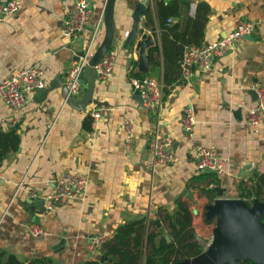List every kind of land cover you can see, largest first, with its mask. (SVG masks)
<instances>
[{
    "label": "crops",
    "instance_id": "crops-1",
    "mask_svg": "<svg viewBox=\"0 0 264 264\" xmlns=\"http://www.w3.org/2000/svg\"><path fill=\"white\" fill-rule=\"evenodd\" d=\"M18 1L21 10L15 16L0 17V82L22 68L38 67L46 72L47 84L44 94H28L14 126L12 109L0 102V264L10 256L23 264L102 263L104 251L93 258L90 237L111 241L118 228L141 219L149 232L160 234L159 220L170 234L168 216L179 201L190 208L195 235L214 236L216 219L209 223L206 216L207 207L219 199L213 187L220 184L227 198L242 199L241 188L251 187L253 177L264 173V117L257 128L246 123L247 112L258 104L252 91L264 82V0H116L113 76L97 78L93 102L85 110L70 106L61 86L100 20L96 47L102 43L106 0H91L90 25L77 42L62 33L76 0ZM144 2L152 18L149 22L144 13L139 24L148 25L146 33L154 40L145 74L139 71L138 53L126 48L134 11ZM243 23L256 25L252 39L237 41L212 70L183 79L178 63L185 47L215 43ZM138 73L164 84L160 115L144 107L133 90L130 77ZM84 98L85 93L74 100ZM189 106L197 121L191 135L182 126ZM97 110L100 119L91 116ZM126 118L136 123L131 150L125 144ZM156 136L173 146L168 165L155 166L148 153ZM194 145L217 149L225 161L218 180L197 179L205 174L196 169ZM64 173L87 178L84 198L61 201L53 213L33 212L30 193L45 200L51 179ZM242 200L250 207L264 203L257 197ZM33 222L50 236H33Z\"/></svg>",
    "mask_w": 264,
    "mask_h": 264
},
{
    "label": "built area",
    "instance_id": "built-area-1",
    "mask_svg": "<svg viewBox=\"0 0 264 264\" xmlns=\"http://www.w3.org/2000/svg\"><path fill=\"white\" fill-rule=\"evenodd\" d=\"M21 10L18 0H0V17L10 18ZM93 14L91 0H76L67 19L62 26V33L73 41L80 40L90 25ZM171 21V20H170ZM103 29V20H100L92 29L88 44L80 51L84 53L77 57L73 68L67 73L64 85L70 95H77L80 91V78L89 61L97 49L96 41L100 31ZM254 23H243L236 30L215 43L201 46H187L179 60V68L183 79L188 80L196 75H201L213 69L217 59L227 55L235 46L236 42L252 36L255 33ZM115 66L114 54L107 53L102 61L96 66L97 78L107 80L113 76ZM133 90L139 95L144 107L160 115L164 103V84L156 78H138L135 75L130 77ZM47 84L46 72L38 67L22 68L13 73L9 78L0 82V102L10 107L14 113L12 125L18 124L21 119V111L28 103V94L44 90ZM258 104L250 109L246 115V123L252 127L260 126L264 117V82L257 83L254 87ZM94 119L101 118L100 110L94 111L91 115ZM197 121L192 106L185 108L182 126L190 135L196 129ZM123 129L126 134L125 144L128 150L132 149L136 123L130 118L123 122ZM148 153L155 166L168 165L174 160V150L170 143H162L158 137L150 139ZM192 157L196 163V169L201 174L221 175L224 172V160L219 156L215 147H204L194 145L191 149ZM52 189L45 197L46 209L53 213L58 203L66 200H78L84 198L87 190L88 180L79 174L64 173L51 179ZM31 198H37L35 192L30 193ZM33 236L48 238L50 233L43 230L37 223L33 222L30 227ZM214 236L208 240L197 237V242L203 251H207L212 245ZM108 242L104 236H92L89 238V250L91 255H97Z\"/></svg>",
    "mask_w": 264,
    "mask_h": 264
},
{
    "label": "water",
    "instance_id": "water-1",
    "mask_svg": "<svg viewBox=\"0 0 264 264\" xmlns=\"http://www.w3.org/2000/svg\"><path fill=\"white\" fill-rule=\"evenodd\" d=\"M115 2L116 0H106L104 39L80 78L81 87L78 94L85 93V98L81 102H76L74 100L75 95L69 94L64 81H62L63 97L70 106L77 110H85L93 102L97 80L96 66L112 49L115 35ZM145 10V2L136 7L133 15V27L126 41V48L128 50L135 49L138 53L139 71L144 74L147 73L149 65L147 49L154 45L152 36H148L146 33L148 25L144 24L143 28L139 24ZM246 38L252 39V36ZM83 54V52L80 53V56ZM77 60H79V57H77ZM44 92L45 89L38 91L42 94ZM252 93L256 94L254 90ZM239 113L240 111L235 114L239 115ZM213 190L217 192L219 199L213 205L207 207L206 213L209 220L216 219L217 221L212 245L201 255L174 264H242L246 260L264 264V223L260 221L261 216L264 214V203H256L253 207H250L242 199H229L227 198V191L220 184L213 187ZM183 194L188 196L190 200L194 199L188 191ZM29 202L32 205L33 212H36L39 208L40 213H49L45 206V200L37 201V198H31ZM174 223L177 224L176 219H174ZM155 224L159 228L160 239L171 242V236L166 228L162 226L161 221L158 220ZM102 261L118 264L113 263L107 257H104Z\"/></svg>",
    "mask_w": 264,
    "mask_h": 264
},
{
    "label": "trees",
    "instance_id": "trees-1",
    "mask_svg": "<svg viewBox=\"0 0 264 264\" xmlns=\"http://www.w3.org/2000/svg\"><path fill=\"white\" fill-rule=\"evenodd\" d=\"M146 18L151 22L152 11L145 13ZM201 46V45H200ZM138 78H144V74L135 75ZM3 155L0 154V161ZM207 177L217 176L205 174L197 179H206ZM255 183L251 187L241 188L240 197L245 200L257 197L264 199V173L255 175L252 179ZM250 204V203H249ZM176 218V223L174 219ZM171 242L162 239L157 242L159 233L149 232V224L146 219L134 220L118 228L115 237L108 241L103 251L105 256L113 263L118 264H174L182 262L189 258L201 255L204 251L197 242V235L193 230V216L187 203L179 201L175 214L169 215ZM260 221L264 223V214ZM207 222L212 223V220ZM153 224V223H152ZM131 239L134 241V247L131 245ZM2 260L0 259V263ZM47 264L48 261H41ZM5 264H23L15 256H10ZM86 264H112L110 262H87ZM242 264H260L252 260H246Z\"/></svg>",
    "mask_w": 264,
    "mask_h": 264
},
{
    "label": "rangeland",
    "instance_id": "rangeland-1",
    "mask_svg": "<svg viewBox=\"0 0 264 264\" xmlns=\"http://www.w3.org/2000/svg\"><path fill=\"white\" fill-rule=\"evenodd\" d=\"M214 224H215V228H216V226H217V222H216V220H214Z\"/></svg>",
    "mask_w": 264,
    "mask_h": 264
}]
</instances>
